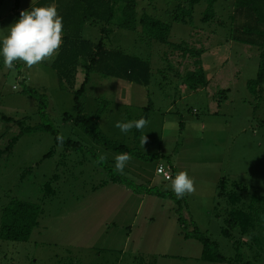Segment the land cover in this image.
<instances>
[{
  "label": "rangeland",
  "instance_id": "obj_1",
  "mask_svg": "<svg viewBox=\"0 0 264 264\" xmlns=\"http://www.w3.org/2000/svg\"><path fill=\"white\" fill-rule=\"evenodd\" d=\"M37 1L19 0L15 8L16 0H0V39ZM136 2L138 19L145 14L170 26L167 43L147 40L139 27L110 26L113 32L104 45L148 62L149 86L93 73L81 98L83 114L90 118L104 104L98 121L102 134L143 157L155 156L144 161L130 155L123 173L115 170L119 154L96 144L74 121L73 92L83 82L82 68L71 89L61 90L50 68L56 53L31 68L15 62L12 70L0 57V217L13 199L42 207L27 242L0 240V264H213L201 260L199 241L184 238L194 226L228 261L238 253L243 262L264 264V248L253 246L249 236L241 237L237 228H231L230 238L222 235L231 207L218 196L225 180L227 192L234 183L241 188L237 210L247 212L253 196L264 198V91L254 98L247 89L256 76L259 51L241 43L257 34L242 33L241 22L232 17L234 0H214L208 12V2L201 0L189 23L172 21L179 0ZM261 5L264 11V0ZM82 36L98 42L100 26H85ZM188 50L200 55L184 54ZM198 70L206 84L193 91L183 77ZM28 90L44 97L47 120L63 139L80 144L81 151L54 146L52 135L35 131L4 152L19 132L14 121L30 127L42 122L38 101ZM148 105L147 125L138 133L133 128L122 134L116 124L137 120ZM2 115L12 121H3ZM65 115L72 120H64ZM158 165L169 168L172 179L187 172L194 191L177 197L172 180L156 175ZM106 167L137 192L112 183ZM53 176L58 177L51 184L54 193L44 196ZM147 188L167 195L147 194Z\"/></svg>",
  "mask_w": 264,
  "mask_h": 264
},
{
  "label": "trees",
  "instance_id": "obj_2",
  "mask_svg": "<svg viewBox=\"0 0 264 264\" xmlns=\"http://www.w3.org/2000/svg\"><path fill=\"white\" fill-rule=\"evenodd\" d=\"M201 0H179L175 11L171 14L172 21L176 23H189L192 17L194 7ZM209 4L206 12L213 6L214 0H206ZM262 0H234L233 19L241 22L239 25L243 32L257 34L247 41H241L242 44L248 43L256 46L259 51L258 67L256 76L253 80L247 82V89L251 95L256 98L258 93L264 91V11L261 9ZM19 0H16L18 8ZM53 5L57 8L58 14L63 17V36L62 45L56 52L50 63V68L57 75L58 86L61 90L71 89L72 81L75 78L77 68H82L84 79L80 87L73 92V112L75 113V123L79 125L83 132L89 136L96 144L102 145L105 149L117 154L128 153L133 157H139L144 161L152 160L154 157H143L134 149L109 139L99 131V118L103 113L104 104L98 108L95 116L90 118L83 114L81 98L85 93L86 86L90 81V75L98 73L101 76L113 77L124 80L139 86L148 87L151 78V69L148 62L133 56L126 55L118 50L108 49L104 45V40L112 34L114 26L117 29L136 31L140 28L141 35L149 41L167 43L170 33V26L162 23L145 14L137 18L136 0H38L27 11L37 7H46ZM205 12L204 21L208 20ZM119 18L116 19V15ZM100 26L101 39L94 43L83 38L85 26ZM177 47V46H176ZM195 58L200 52H184ZM199 61H195L194 66L199 69ZM193 73L189 72L183 77V82L191 90L195 91L206 84L205 77L201 70ZM28 94L36 97L39 105V113L42 122L35 127L25 125L23 121H14L19 128V132L11 137V140L4 150L10 152L18 139L35 131L49 133L54 138V146H62L74 151H81L83 147L77 142L63 139L54 126L49 122L45 115L47 108L46 101L42 95L34 90H28ZM148 105L143 109L141 117L147 119ZM139 117L137 120H139ZM5 122H11L12 119L1 116ZM64 120H72V116L65 115ZM139 130L135 129V133ZM51 152L44 158H48ZM112 183L124 184L128 188L135 190L133 185L126 183L125 179L113 172L108 167L105 168ZM58 180L53 176L52 181L47 183L44 188V196L52 195L54 190L52 182ZM233 189L227 192L226 181L221 180L219 184L218 196H224L231 207L227 212L225 228L222 229V235L230 238L231 228H237L241 237L249 236L253 246L264 248V198L253 196L251 198L248 211L237 210L240 204V196L237 194L241 188L237 184L232 185ZM145 193L166 196L167 193L146 189ZM171 198V196H169ZM42 214V207L37 203H30L21 200H11L2 210L0 217V240L9 242H27L33 230L39 224V218ZM181 226L184 225L181 219H177ZM184 238H192L199 241L202 245L201 260L213 264H251L243 262V256L236 253V257L228 261L219 252L218 246L206 239L197 229L193 227L190 233H185ZM237 245V243L235 244ZM238 247V246H237ZM239 251V248L236 249ZM262 250V249H261Z\"/></svg>",
  "mask_w": 264,
  "mask_h": 264
},
{
  "label": "clouds",
  "instance_id": "obj_3",
  "mask_svg": "<svg viewBox=\"0 0 264 264\" xmlns=\"http://www.w3.org/2000/svg\"><path fill=\"white\" fill-rule=\"evenodd\" d=\"M63 17L53 5L37 7L21 12L20 18L9 27L8 34L0 39V57L4 67L12 70L15 62L22 61L29 68L40 64L53 56L62 45ZM147 120L121 121L116 124L122 134H128L133 128L142 130ZM145 143V140H144ZM103 159V158H101ZM130 154L121 153L115 158V170L123 173ZM194 179L187 172L178 173L171 183L177 197L194 191Z\"/></svg>",
  "mask_w": 264,
  "mask_h": 264
},
{
  "label": "built area",
  "instance_id": "obj_4",
  "mask_svg": "<svg viewBox=\"0 0 264 264\" xmlns=\"http://www.w3.org/2000/svg\"><path fill=\"white\" fill-rule=\"evenodd\" d=\"M156 175L160 176L163 181L168 182L172 180V174L169 168L163 165H158L155 170Z\"/></svg>",
  "mask_w": 264,
  "mask_h": 264
}]
</instances>
